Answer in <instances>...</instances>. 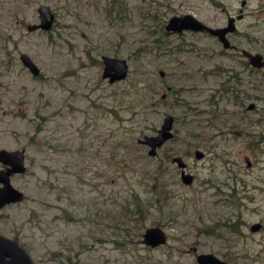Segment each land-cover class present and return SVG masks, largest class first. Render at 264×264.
I'll list each match as a JSON object with an SVG mask.
<instances>
[{"label": "rangeland", "instance_id": "obj_1", "mask_svg": "<svg viewBox=\"0 0 264 264\" xmlns=\"http://www.w3.org/2000/svg\"><path fill=\"white\" fill-rule=\"evenodd\" d=\"M42 4L55 15L52 26L28 31ZM238 6L0 0V148H23L26 165L11 175L24 198L0 208V233L37 264H198L200 252L264 264V68L228 80L215 72V38L165 28L184 13L223 24ZM102 55L124 57L126 77L103 78ZM168 113L174 135L150 156L139 139ZM255 222L261 228L251 231ZM152 225L165 230L166 243L143 242Z\"/></svg>", "mask_w": 264, "mask_h": 264}, {"label": "water", "instance_id": "obj_2", "mask_svg": "<svg viewBox=\"0 0 264 264\" xmlns=\"http://www.w3.org/2000/svg\"><path fill=\"white\" fill-rule=\"evenodd\" d=\"M39 23L28 24V30L43 29L48 30L54 22L55 15L51 8L42 4L38 7ZM165 28L169 32H181L186 29L200 31L207 30L211 34L222 36V28L211 27L191 13H184L181 15H172L166 22ZM256 66L260 54H251ZM19 59L22 64L29 69V71L38 75L39 67L33 59L25 52L19 54ZM103 62L102 77L107 78L109 82L121 80L126 77L128 73V62L124 57H117L111 55H102ZM160 74L163 71L160 70ZM253 104L249 105L252 108ZM174 116L166 114L163 117V122L157 129L155 134L144 135L139 142L148 146V154L154 156L157 154L158 148L161 147L167 140L173 137L172 126ZM204 153L196 149L195 157L201 158ZM0 162L3 167L0 168V208L5 204L11 202L21 201L24 198V193L11 183V175L14 173H23L26 170L25 165V151L23 148L6 149L0 148ZM174 162L180 168V177L184 183H191L193 175L185 171L186 162L180 155L172 157ZM261 228L260 222H255L250 226L251 231H257ZM143 242L146 245L155 247L164 244L167 241V234L160 225H152L145 228L143 234ZM196 261L198 264H240L238 262L230 263L221 259L212 252H200L196 254ZM0 264H37L28 251L19 243L16 238H12L0 233ZM70 264H81L74 261Z\"/></svg>", "mask_w": 264, "mask_h": 264}, {"label": "flooded vegetation", "instance_id": "obj_3", "mask_svg": "<svg viewBox=\"0 0 264 264\" xmlns=\"http://www.w3.org/2000/svg\"><path fill=\"white\" fill-rule=\"evenodd\" d=\"M249 4L248 0H240V6L237 7V11L227 14L225 23L223 24L212 25L201 20L211 27L223 29L221 31L222 36L211 34L207 30H200L199 32L210 35L221 45L216 50V56L219 60L215 64V72L226 75L228 80L232 79L236 81L239 78L238 75H249L256 69L260 70L264 68V0H257V3L254 5L250 4L251 8H249ZM215 5L222 7L220 2ZM253 10L256 12L252 13ZM254 15L256 16L255 19L244 24L242 28L239 27L240 21L244 20L247 16L253 17ZM254 26H257L258 32L261 31V33L254 34V30H251ZM257 53L260 54V57H258L259 59L256 63L260 66H256L251 57V54ZM228 59L235 62V64H228ZM240 80L246 81L248 79L241 78Z\"/></svg>", "mask_w": 264, "mask_h": 264}, {"label": "trees", "instance_id": "obj_4", "mask_svg": "<svg viewBox=\"0 0 264 264\" xmlns=\"http://www.w3.org/2000/svg\"><path fill=\"white\" fill-rule=\"evenodd\" d=\"M141 209H138L137 211H140Z\"/></svg>", "mask_w": 264, "mask_h": 264}]
</instances>
